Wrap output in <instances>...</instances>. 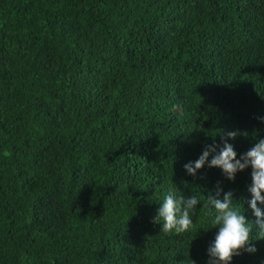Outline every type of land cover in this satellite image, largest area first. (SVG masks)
<instances>
[{"label": "trees", "instance_id": "16d2710c", "mask_svg": "<svg viewBox=\"0 0 264 264\" xmlns=\"http://www.w3.org/2000/svg\"><path fill=\"white\" fill-rule=\"evenodd\" d=\"M261 139L264 0H0V264H207L203 204L254 221L251 168L184 165ZM169 189L200 198L184 234L153 223Z\"/></svg>", "mask_w": 264, "mask_h": 264}, {"label": "clouds", "instance_id": "9594fccd", "mask_svg": "<svg viewBox=\"0 0 264 264\" xmlns=\"http://www.w3.org/2000/svg\"><path fill=\"white\" fill-rule=\"evenodd\" d=\"M238 134L245 133L231 131L227 133V139H235ZM210 154L213 155L209 160ZM206 162L209 168H220L228 180H233L237 172L251 168V185L248 188L251 199L247 203L255 217L254 221L246 219L242 214V206L238 209L234 205L231 191L224 193L221 198V189L218 187L216 195L209 194L203 204L212 217L211 227L219 226L214 242L208 248L207 264H230L233 256L239 255L241 250L255 251V247L250 244L251 240L264 239V209L258 207V204L264 205V139L255 143L239 158L233 145L227 141L218 152L214 145L206 146L198 159L186 163L184 169L187 174L195 176ZM200 203L198 195L186 198L183 195L177 196L175 191L169 189L157 209L153 223L160 224V232L164 234L180 235L189 232L193 227L194 210Z\"/></svg>", "mask_w": 264, "mask_h": 264}]
</instances>
